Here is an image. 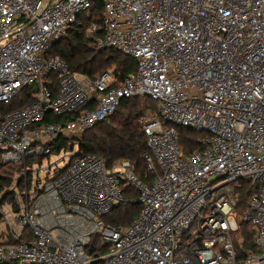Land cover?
Segmentation results:
<instances>
[{"label": "built area", "instance_id": "2783aa9c", "mask_svg": "<svg viewBox=\"0 0 264 264\" xmlns=\"http://www.w3.org/2000/svg\"><path fill=\"white\" fill-rule=\"evenodd\" d=\"M93 1L0 0V103L37 88V101L0 121L2 163L35 160L30 190H17L27 168L16 203L0 204L9 229L0 263L264 264V0H102V24L87 37L137 62L121 81L112 72L91 80L47 57ZM142 96L160 115L142 120L151 182L131 161L108 167L77 142L53 152L61 135L80 140ZM181 128L200 133V149L183 151ZM128 188L139 215L107 225ZM246 225L256 228L257 251L237 248Z\"/></svg>", "mask_w": 264, "mask_h": 264}, {"label": "trees", "instance_id": "16d2710c", "mask_svg": "<svg viewBox=\"0 0 264 264\" xmlns=\"http://www.w3.org/2000/svg\"><path fill=\"white\" fill-rule=\"evenodd\" d=\"M103 1L94 0L93 6L86 13L82 14L67 32L49 51L47 57H60L70 67L73 73L87 76L91 80H96L105 73L111 72L121 81L128 74L137 69V62L124 55L118 50L105 48L97 49L94 42L87 37V30L93 23L102 24ZM102 35V34H101ZM54 92L57 91V81L53 77ZM36 87L25 88L18 96L9 103H0V121L8 113L29 105L37 99ZM150 110L160 118L157 102L148 96L124 99L117 111L107 119L99 122L82 139L74 141L60 136L53 144V152L58 153L63 148L71 149L74 143H78L79 148L86 154L98 155L107 163L108 167H113L122 160H129L135 164L136 175L145 182H151L153 175L147 168L145 156L149 154L147 137L144 133L142 120ZM66 116H54L48 114L46 121L62 122ZM180 142L185 153H190L200 149L197 140L200 133L181 128ZM41 160V159H40ZM35 160L26 161L24 165L3 164L0 150V198L4 202L16 203L17 192L13 190L18 173L27 170L19 183L17 190L25 196V192L30 190L32 183V165ZM249 187L243 183V188L239 192V212L242 215L247 203ZM126 201L116 207L110 214L104 217V222L110 226H129L137 218L141 211V206L132 199L137 196V191L128 188L125 191ZM28 233H30L28 231ZM256 228L246 225L237 234L235 239L237 248L257 251L254 239ZM4 241V240H3ZM0 239V244L3 242ZM96 242L99 240L96 238ZM90 253H94L92 248H88ZM101 254L105 248L100 250ZM3 264V263H0ZM16 264V263H14Z\"/></svg>", "mask_w": 264, "mask_h": 264}, {"label": "rangeland", "instance_id": "374dc122", "mask_svg": "<svg viewBox=\"0 0 264 264\" xmlns=\"http://www.w3.org/2000/svg\"><path fill=\"white\" fill-rule=\"evenodd\" d=\"M111 72H113V70H111ZM147 114H149V115H151L152 117H156V114L157 113H154V112H152V111H150V110H148L147 112H146ZM56 160H58V156H53L52 158H51V163H54ZM47 163V162H46ZM47 165V164H46ZM64 166V163H61L58 167L59 168H62ZM1 205H4L5 204V201L4 202H2V203H0ZM7 205H5V207H6ZM4 207V208H5ZM8 233H9V229H8V227L6 226V225H4V224H2V223H0V239L3 241V240H5V238L7 237V235H8Z\"/></svg>", "mask_w": 264, "mask_h": 264}, {"label": "water", "instance_id": "95a60500", "mask_svg": "<svg viewBox=\"0 0 264 264\" xmlns=\"http://www.w3.org/2000/svg\"><path fill=\"white\" fill-rule=\"evenodd\" d=\"M3 201H2V199L0 200V203H2Z\"/></svg>", "mask_w": 264, "mask_h": 264}]
</instances>
